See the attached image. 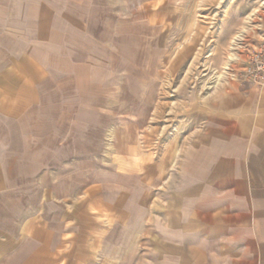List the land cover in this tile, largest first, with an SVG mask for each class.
<instances>
[{
  "label": "crops",
  "instance_id": "obj_1",
  "mask_svg": "<svg viewBox=\"0 0 264 264\" xmlns=\"http://www.w3.org/2000/svg\"><path fill=\"white\" fill-rule=\"evenodd\" d=\"M21 17L17 2L0 0L6 124L34 118L9 110L24 78L32 86L40 73ZM217 41L207 63L191 68L198 83H177L171 104L159 101L142 145L113 144L108 177L95 173L75 193L33 132H0V264H264V86L244 73L248 52L264 44V11L223 50Z\"/></svg>",
  "mask_w": 264,
  "mask_h": 264
},
{
  "label": "rangeland",
  "instance_id": "obj_2",
  "mask_svg": "<svg viewBox=\"0 0 264 264\" xmlns=\"http://www.w3.org/2000/svg\"><path fill=\"white\" fill-rule=\"evenodd\" d=\"M9 2L21 7L22 32L33 37L26 45L40 73L32 86L23 77L12 100L20 105L9 109L19 118L25 109L34 118L1 121L0 132H33L30 141L50 148L41 157L54 163L56 178L67 179L73 193L93 174L107 175L113 144L142 145L145 122L160 114L159 101H173L182 81L190 91L199 78L192 66H204L217 40L221 51L231 32L264 11V0ZM193 50L201 51L199 59L187 58ZM28 99L35 101L32 112L21 105ZM152 126L159 130L158 121ZM25 190L32 194L34 188Z\"/></svg>",
  "mask_w": 264,
  "mask_h": 264
},
{
  "label": "built area",
  "instance_id": "obj_3",
  "mask_svg": "<svg viewBox=\"0 0 264 264\" xmlns=\"http://www.w3.org/2000/svg\"><path fill=\"white\" fill-rule=\"evenodd\" d=\"M244 73L251 83L264 86V44L248 52Z\"/></svg>",
  "mask_w": 264,
  "mask_h": 264
}]
</instances>
